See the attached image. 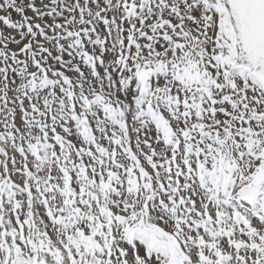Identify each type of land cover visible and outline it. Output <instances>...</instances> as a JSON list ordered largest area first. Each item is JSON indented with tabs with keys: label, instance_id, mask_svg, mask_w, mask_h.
<instances>
[{
	"label": "snow or ice",
	"instance_id": "snow-or-ice-1",
	"mask_svg": "<svg viewBox=\"0 0 264 264\" xmlns=\"http://www.w3.org/2000/svg\"><path fill=\"white\" fill-rule=\"evenodd\" d=\"M0 264H264V0H0Z\"/></svg>",
	"mask_w": 264,
	"mask_h": 264
}]
</instances>
